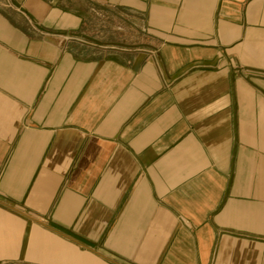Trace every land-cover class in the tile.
I'll use <instances>...</instances> for the list:
<instances>
[{
	"label": "crops",
	"instance_id": "obj_1",
	"mask_svg": "<svg viewBox=\"0 0 264 264\" xmlns=\"http://www.w3.org/2000/svg\"><path fill=\"white\" fill-rule=\"evenodd\" d=\"M0 264H264V0H0Z\"/></svg>",
	"mask_w": 264,
	"mask_h": 264
}]
</instances>
